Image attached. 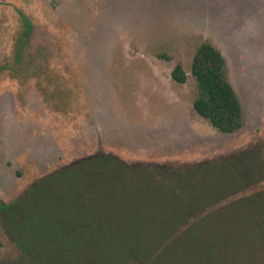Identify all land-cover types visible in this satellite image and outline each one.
<instances>
[{"label": "rangeland", "instance_id": "1", "mask_svg": "<svg viewBox=\"0 0 264 264\" xmlns=\"http://www.w3.org/2000/svg\"><path fill=\"white\" fill-rule=\"evenodd\" d=\"M16 9L34 25L27 69L12 63L22 30ZM203 42L224 55L226 79L243 107V125L232 133L193 107L199 89L192 62ZM5 63L14 70L0 73L3 201L50 174L59 185L60 169L96 161L104 180L93 174L70 187L80 210L89 209L70 216L92 226L91 243L107 264H264L263 159L248 189L242 184L220 201L213 196L238 188L236 171L235 184L220 165L192 172L189 181L167 170L261 144L264 0H0ZM178 63L184 83L172 77ZM192 199L197 206L188 215ZM26 231L55 242L64 237L48 220ZM4 232L0 225V261H20L21 248ZM39 240L33 245L48 251Z\"/></svg>", "mask_w": 264, "mask_h": 264}, {"label": "trees", "instance_id": "2", "mask_svg": "<svg viewBox=\"0 0 264 264\" xmlns=\"http://www.w3.org/2000/svg\"><path fill=\"white\" fill-rule=\"evenodd\" d=\"M16 10L19 13L22 21V30L20 31V35L18 38V47L16 49L15 57L13 58L14 61H12V63L15 64L16 69H27L29 63H31L33 59V55H31L29 51L32 48V46L30 45V38L34 25L31 18L27 16L22 10ZM32 49L34 50L35 48ZM7 68L12 71L14 70L13 65L5 63L3 65H0V73L4 72ZM225 68L226 61L224 55L213 44L209 42H203L197 48L192 62V74L197 80L199 92L197 97L194 99L193 107L196 112L207 119L214 128L222 133H232L242 127L244 122V112L241 101L234 87L226 79ZM172 77L175 81L180 83H184L187 80V73L180 63L176 64V66L172 70ZM258 141L261 144L252 143L251 145L249 144L245 147L219 153L215 157L205 158L199 162L193 163L191 166H188L186 168L182 166L175 167L172 165H167V170L175 175L184 174L186 175L187 181H189L192 175L195 174L192 172L199 171L200 173H202L206 172L207 168L210 169L212 165H220L223 171L228 174V179L235 182V184L237 183V179H235L232 174H235L234 171H236L238 180H240V183H237L239 185L238 188L225 193H217L216 196H213L214 199H216L217 196L218 198L220 197V201L221 198L225 197L226 195H231L235 193V191L241 190L240 186H242V184L245 186L244 189H248V187H250L249 184L253 183L250 174L252 169L262 173L259 169L260 163L258 161L260 159L264 160L262 156V149L264 148V138ZM108 156L112 158L116 155L111 153ZM80 162V166L76 168H70L71 166H69L68 168L63 169L62 171L64 173L62 174H60V172H62L61 170L60 172L57 171L59 173V185L54 184L55 181L54 178H52L53 175L50 174L42 178L38 186H43V183L46 186L48 182V187L43 186V188H70L72 186H75V188H79L80 185L77 184L79 183L77 181L78 179H81V182L83 180V182H85L86 180H88V178H92V176H94L93 174H97L96 171L100 170H95L98 165H100L99 162L89 161L87 159ZM131 165V167H134V165L138 164L134 163ZM153 166L155 170L163 169V167L158 164ZM98 175L99 174L96 175V178L104 180V177H97ZM74 177H76V179ZM108 178L111 179L110 177ZM45 194L47 200L44 201V203L53 205L56 198L53 192H46ZM196 203L192 199L191 202L188 203L190 208L185 210V213L188 215L191 214L193 212L191 210H195V207L197 206ZM44 210L47 213H52L53 211H55L53 208H45ZM238 223L239 221L236 224ZM189 230L194 231V229Z\"/></svg>", "mask_w": 264, "mask_h": 264}, {"label": "flooded vegetation", "instance_id": "3", "mask_svg": "<svg viewBox=\"0 0 264 264\" xmlns=\"http://www.w3.org/2000/svg\"><path fill=\"white\" fill-rule=\"evenodd\" d=\"M40 180L35 185H38ZM35 185L16 195L10 202H5L0 198V225L5 231L6 237L13 240L16 246L21 248L22 256L20 261L2 260L0 264H27L28 260L32 261H30V264H107L108 260L103 259L101 250L97 248V243H95L96 249L91 243V233H94L92 226L85 224L86 220L82 215L79 219L70 216L76 208L79 211L78 215L89 210L85 204L86 210H80V205L76 204L77 200L74 198L75 189L58 188V197L61 194L62 196L55 198L56 203L53 205H46L44 203L47 200L45 193L52 192L54 189L37 188ZM69 204H73V206ZM19 205H22V208L25 207L22 214ZM66 207H69L68 209L71 211L67 212ZM45 208H53L55 211L47 213L44 210ZM38 220L52 222L63 233V240L55 242V239L44 232L38 235H28L26 229L32 230L34 223ZM75 224H78V226H72ZM35 238H39L40 242H44L43 246L52 248L48 250L50 253L36 248L37 244L33 245V239ZM48 239L52 241L49 242ZM34 248H36V252L33 251ZM76 249L80 251L77 252ZM61 251L65 253L62 254ZM133 253L131 252L130 255Z\"/></svg>", "mask_w": 264, "mask_h": 264}]
</instances>
